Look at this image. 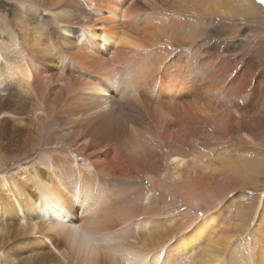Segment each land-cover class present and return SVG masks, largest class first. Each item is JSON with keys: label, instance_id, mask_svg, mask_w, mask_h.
Returning a JSON list of instances; mask_svg holds the SVG:
<instances>
[{"label": "bare ground", "instance_id": "obj_1", "mask_svg": "<svg viewBox=\"0 0 264 264\" xmlns=\"http://www.w3.org/2000/svg\"><path fill=\"white\" fill-rule=\"evenodd\" d=\"M258 3L0 0V264H264Z\"/></svg>", "mask_w": 264, "mask_h": 264}, {"label": "rangeland", "instance_id": "obj_2", "mask_svg": "<svg viewBox=\"0 0 264 264\" xmlns=\"http://www.w3.org/2000/svg\"><path fill=\"white\" fill-rule=\"evenodd\" d=\"M256 3H257V1H256ZM258 5H261V11H262V13L264 14V4H261L260 2L258 3ZM246 21H243V20H241V19H237V21H236V19H235V23L236 24H239L241 27H245V29H246V27H247V25H249L248 27H254V23H252V22H246ZM249 30V29H248ZM242 38H240L239 40L240 41H242L241 40ZM251 39H246V41H247V43L249 44V45H251L250 46V48H254V45L256 46V41H257V39H254V40H251ZM256 40V41H255ZM253 43V44H252ZM259 156H260V158L264 161V156L262 157V154H259ZM241 191V192H240ZM235 193V195H237V198H243L244 200H246V202L248 201V202H250L251 204L252 203H255L256 202V199L257 198H261L262 197V195H263V193H264V187L263 186H261V187H259V188H257V189H251V188H244V189H242V190H239V192L237 193V192H234ZM234 194H232V196H233ZM245 196V197H244ZM232 202V216L234 215V213H235V209H236V206H235V202L234 201H231ZM247 202V204L249 205V203ZM235 208V209H234ZM240 212L241 211H239L238 213H237V219H238V221L240 220Z\"/></svg>", "mask_w": 264, "mask_h": 264}, {"label": "snow or ice", "instance_id": "obj_3", "mask_svg": "<svg viewBox=\"0 0 264 264\" xmlns=\"http://www.w3.org/2000/svg\"><path fill=\"white\" fill-rule=\"evenodd\" d=\"M259 2L261 4H264V0H259ZM203 227H204V223L203 222H198L196 224H193L192 227L189 229L188 234L180 237L179 239H177L175 241V244H183V243H185L189 239V237L191 235H193L195 232L199 231Z\"/></svg>", "mask_w": 264, "mask_h": 264}]
</instances>
